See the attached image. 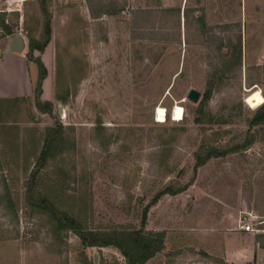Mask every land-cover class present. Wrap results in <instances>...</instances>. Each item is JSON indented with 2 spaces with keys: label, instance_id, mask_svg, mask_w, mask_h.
Returning a JSON list of instances; mask_svg holds the SVG:
<instances>
[{
  "label": "rangeland",
  "instance_id": "374dc122",
  "mask_svg": "<svg viewBox=\"0 0 264 264\" xmlns=\"http://www.w3.org/2000/svg\"><path fill=\"white\" fill-rule=\"evenodd\" d=\"M44 2L0 0V39L5 21L26 54L50 21L56 93L51 114L35 95L0 104V264H125L117 248L59 231L28 197L89 230H139L168 187L185 190L150 207L144 231L162 233L164 248L146 264H264V125L250 126L264 97V0ZM52 128L62 152L38 168ZM239 145L195 172L198 153ZM246 214L255 231L237 236Z\"/></svg>",
  "mask_w": 264,
  "mask_h": 264
},
{
  "label": "trees",
  "instance_id": "16d2710c",
  "mask_svg": "<svg viewBox=\"0 0 264 264\" xmlns=\"http://www.w3.org/2000/svg\"><path fill=\"white\" fill-rule=\"evenodd\" d=\"M42 6L44 10H47L46 3L42 0ZM3 21L2 27L6 33L11 34L10 27L5 25ZM51 37V23L48 21L46 30V39L44 44H40L33 39L30 40L29 52L27 58L34 60L39 67V80L35 90V103L37 109L45 113H52V103L43 102L41 100L42 94V83L47 76V69L42 62L40 57H34L33 53L38 50L44 52L46 45L48 44ZM240 59V56H239ZM211 91L205 94L203 102L205 103L210 98ZM261 106V107H260ZM259 109L250 121V126L264 125V97L263 102L259 105ZM42 151L37 158V167H43L47 161L55 157L62 152L63 143L65 140L61 136V132L57 129L52 128L48 130V134L44 140ZM245 145H239L234 148L219 150L217 148L210 149L205 153H198L196 158V164L194 167L195 172L204 166L208 160L213 157H223L231 152L238 151L244 148ZM185 188L175 189L168 187L160 192L153 198L152 202L145 208L141 220V228L139 230H122L113 229L112 231H95L89 230L84 227L83 222L78 217L61 212L58 210L54 203L47 197L35 198L34 196L28 197V202L33 207L41 210L42 213H46L51 216V221L60 230H71L75 232L80 240L83 247H115L117 248L126 259L125 264H146L152 259L158 252L164 248L163 234L162 233H145L144 229L147 223L148 211L150 207L156 204L165 195H177L183 192ZM83 258V255H82ZM82 264H94L89 262L87 257L82 259ZM114 264H120L118 262Z\"/></svg>",
  "mask_w": 264,
  "mask_h": 264
},
{
  "label": "crops",
  "instance_id": "0c3cea01",
  "mask_svg": "<svg viewBox=\"0 0 264 264\" xmlns=\"http://www.w3.org/2000/svg\"><path fill=\"white\" fill-rule=\"evenodd\" d=\"M10 36L11 34H6L0 39V104L5 101L31 100L35 95L39 80V67L34 60H29L24 51L14 53L7 50V46L12 39ZM50 52L51 49L47 48L43 53H39L47 69V76L42 83L41 100L43 102H54L56 99L54 69ZM242 233L246 232L239 231L236 226L234 234L238 236ZM238 249L239 251L235 249L234 259H241L243 256L242 250Z\"/></svg>",
  "mask_w": 264,
  "mask_h": 264
},
{
  "label": "water",
  "instance_id": "95a60500",
  "mask_svg": "<svg viewBox=\"0 0 264 264\" xmlns=\"http://www.w3.org/2000/svg\"><path fill=\"white\" fill-rule=\"evenodd\" d=\"M25 47L26 43L24 37L21 34H16L12 37L9 45L7 46V50L14 53H22L25 50ZM201 96L202 93L199 90L192 88L189 90L186 98L193 103H198Z\"/></svg>",
  "mask_w": 264,
  "mask_h": 264
},
{
  "label": "bare ground",
  "instance_id": "6f19581e",
  "mask_svg": "<svg viewBox=\"0 0 264 264\" xmlns=\"http://www.w3.org/2000/svg\"><path fill=\"white\" fill-rule=\"evenodd\" d=\"M262 102H263V97L260 99L259 105ZM166 116H167L166 109L164 107H159L156 112L157 121L160 123L165 122ZM183 116H184V109L181 106L177 105L173 111V117H174L173 120L181 121L183 119Z\"/></svg>",
  "mask_w": 264,
  "mask_h": 264
},
{
  "label": "built area",
  "instance_id": "2783aa9c",
  "mask_svg": "<svg viewBox=\"0 0 264 264\" xmlns=\"http://www.w3.org/2000/svg\"><path fill=\"white\" fill-rule=\"evenodd\" d=\"M255 217L252 214H246L241 217L237 229L242 232L250 233L255 231Z\"/></svg>",
  "mask_w": 264,
  "mask_h": 264
}]
</instances>
